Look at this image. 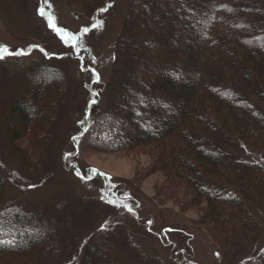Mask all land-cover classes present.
<instances>
[{"label":"rangeland","instance_id":"1","mask_svg":"<svg viewBox=\"0 0 264 264\" xmlns=\"http://www.w3.org/2000/svg\"><path fill=\"white\" fill-rule=\"evenodd\" d=\"M131 2L0 0V45L11 53H25L5 54L0 59V219L19 212L27 222L38 219L52 228L51 239L58 242L50 246L54 255L48 261L54 259L47 264H81L91 236L111 244L116 264H264L261 144L255 151L244 144L245 155L240 156L243 161L251 156L261 164L254 178L243 182L250 184L256 197L243 196L228 183L231 193L242 198L237 206L227 202L213 206L204 195H196L189 180L166 177L156 163V145L110 151L100 144L106 136V108L120 95L125 58L121 54L129 47L124 21ZM177 18L185 27V37L190 35L185 21ZM85 28L89 29L86 33ZM68 33L78 42L65 44L62 37ZM138 36L139 28L131 38ZM130 52H134L131 46ZM39 84L47 100L36 104L33 123L24 134L13 138L9 130L16 123L13 104L16 100L35 104ZM95 89L100 96L96 97ZM54 96L57 102L50 103ZM93 98L98 104L92 115L86 110ZM252 102L243 107H252ZM130 103L125 105L130 107ZM172 107L170 103L171 111ZM169 113L164 110V115ZM146 116L136 114L145 122L144 129L153 125L152 120L146 122ZM245 175L253 173L245 171ZM195 180L210 189L204 178L196 176ZM92 212L98 215L88 217ZM232 213L238 215L235 222L229 220L233 221ZM77 220L84 221L83 226ZM24 256L0 252V264L42 263L27 262Z\"/></svg>","mask_w":264,"mask_h":264},{"label":"trees","instance_id":"2","mask_svg":"<svg viewBox=\"0 0 264 264\" xmlns=\"http://www.w3.org/2000/svg\"><path fill=\"white\" fill-rule=\"evenodd\" d=\"M184 1L130 3L124 21L129 47L121 54L125 58L120 95L106 108V136L100 144L110 151L156 145V163L166 177L189 180L196 195H204L213 206L215 202L237 206L242 198L231 193L228 183L238 187L243 196L255 198L248 188L250 184L243 182L252 180L261 166L249 159L251 156L240 159L245 155L244 144L252 151L260 144L264 147V0ZM174 7L176 11L171 12ZM177 17L188 25L190 35L185 37V27ZM138 28L139 38L132 39ZM159 69L162 72L156 74ZM42 86H37L35 104L18 100L13 104L16 123L9 125L13 138H20L32 125L36 104H45L47 94ZM91 94L94 95L92 91ZM95 95L100 96L99 90ZM56 96L49 98L50 103L57 102ZM251 99L252 107L244 108L243 103ZM128 100L130 107L125 105ZM157 102L163 103L158 106ZM170 103L174 104L172 111ZM97 104L90 100L86 111L93 115ZM165 109L170 112L167 116ZM137 113L147 115L146 122L152 120V127L144 129L145 122L136 118ZM47 123L45 120L43 125ZM260 153L264 158V152ZM245 171L253 173V177L246 176ZM196 176L207 180L210 189L198 183ZM2 186L0 171V190ZM97 215L92 212L88 217ZM231 215L234 217L233 221L229 218L230 222H235L238 215ZM94 218L87 221L90 227ZM25 220L19 212L0 219L4 230L0 238L14 240L0 241V252L25 255L27 262L33 259L49 263V256L54 255L50 246L58 242L51 239L52 228L38 219ZM77 222L82 225L84 221ZM26 226L31 230L24 231ZM90 238L81 264L117 263L109 242ZM41 244L46 246L39 247ZM99 258L107 261H98Z\"/></svg>","mask_w":264,"mask_h":264},{"label":"snow or ice","instance_id":"3","mask_svg":"<svg viewBox=\"0 0 264 264\" xmlns=\"http://www.w3.org/2000/svg\"><path fill=\"white\" fill-rule=\"evenodd\" d=\"M105 9H102L101 11H104ZM41 15H44V12L43 10H41ZM50 26L54 27V25L51 24L50 22ZM58 31H63V30H59ZM89 29L85 28L83 29V32H88ZM62 39L64 40V43L65 44H69L73 41H77V37L75 35H73L72 33H68L66 37H62ZM7 54V55H13V54H16V55H20V54H25L23 50H20V52L18 53H11V52H8L7 50V46H3V45H0V59H3L4 58V55Z\"/></svg>","mask_w":264,"mask_h":264}]
</instances>
